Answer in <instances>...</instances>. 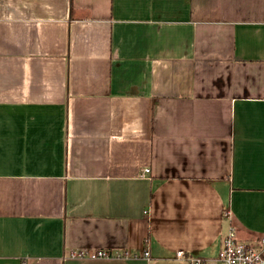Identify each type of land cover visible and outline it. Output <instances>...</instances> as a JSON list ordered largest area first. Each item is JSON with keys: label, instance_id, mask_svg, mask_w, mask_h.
<instances>
[{"label": "crops", "instance_id": "obj_1", "mask_svg": "<svg viewBox=\"0 0 264 264\" xmlns=\"http://www.w3.org/2000/svg\"><path fill=\"white\" fill-rule=\"evenodd\" d=\"M227 212L264 237V0H0V264H186Z\"/></svg>", "mask_w": 264, "mask_h": 264}, {"label": "built area", "instance_id": "obj_2", "mask_svg": "<svg viewBox=\"0 0 264 264\" xmlns=\"http://www.w3.org/2000/svg\"><path fill=\"white\" fill-rule=\"evenodd\" d=\"M145 172H148V170H145ZM225 217L229 221V228L221 241V246L216 256H185L183 251L179 250L175 253V257L184 260L186 264H264V237L249 241L240 240L234 227L231 226L229 212L225 214ZM68 257L73 260H110L116 258L115 255L106 250L89 252L84 249L72 250L69 252ZM142 257L148 259L149 254L144 252Z\"/></svg>", "mask_w": 264, "mask_h": 264}]
</instances>
